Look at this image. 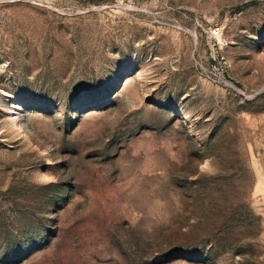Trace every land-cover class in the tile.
Segmentation results:
<instances>
[{"label":"rangeland","instance_id":"obj_1","mask_svg":"<svg viewBox=\"0 0 264 264\" xmlns=\"http://www.w3.org/2000/svg\"><path fill=\"white\" fill-rule=\"evenodd\" d=\"M0 264H264V0H0Z\"/></svg>","mask_w":264,"mask_h":264}]
</instances>
